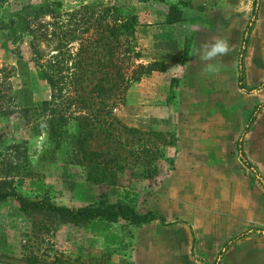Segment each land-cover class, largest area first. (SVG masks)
Wrapping results in <instances>:
<instances>
[{
  "label": "rangeland",
  "instance_id": "rangeland-1",
  "mask_svg": "<svg viewBox=\"0 0 264 264\" xmlns=\"http://www.w3.org/2000/svg\"><path fill=\"white\" fill-rule=\"evenodd\" d=\"M45 1L60 2L65 11L102 4L113 7L117 15L135 19L136 51L141 55L135 67L142 68L117 115L123 124L141 133L118 130L110 136L95 134L86 144L87 151L102 156L93 165L99 167L96 165L104 159L117 182L103 187L87 180L88 165L82 148L75 145L73 120L55 138L47 133L46 119L19 116L28 98L33 102L47 100L50 90L23 51L20 59L2 47L5 38L0 35V77L4 82L0 89L10 87L7 94L14 97L0 111V189L69 208L94 204L104 192L111 203L131 205L138 213L152 211L163 217L164 224L154 221L137 227L120 219L63 224L42 215H24L10 197L0 200V264H214L221 248L217 243L220 237L206 235L209 230L203 229L207 224L199 190L185 187L184 181L191 170L196 172L192 179L200 178L197 172L202 157L181 154L175 131H160L158 124L153 130L143 128L136 119H161L163 104L172 106H167L164 119H174V115L182 119L189 111L183 107L187 100L183 96L192 93L193 80L207 73L205 64L210 63L222 73V89L216 98L224 116L236 120L235 125L228 126L230 130L238 128V137L253 108L264 104V89L249 94L237 87L241 36L253 16L255 1V23L244 58L245 86L249 89L264 82V0H5L0 2V18L8 19L22 7H39ZM171 7L180 13L176 22H170L174 18ZM213 36L227 39L232 50L227 56L202 61L197 54L200 45ZM141 96L149 102L142 103ZM249 131L243 139L244 153L250 160V146L253 165L264 176V108ZM253 136L263 144L254 146L252 140L251 146ZM228 148L229 138L222 149L227 152ZM228 161L232 165L220 171L217 199L233 207L232 183H243L244 179L239 165L232 158ZM224 180L226 187L221 184ZM262 235V229L255 233L256 237ZM244 246L242 251H230L219 264H248Z\"/></svg>",
  "mask_w": 264,
  "mask_h": 264
},
{
  "label": "trees",
  "instance_id": "trees-1",
  "mask_svg": "<svg viewBox=\"0 0 264 264\" xmlns=\"http://www.w3.org/2000/svg\"><path fill=\"white\" fill-rule=\"evenodd\" d=\"M256 3L253 16L242 32L237 56V85L249 94L264 89V82L249 89L245 86L244 58L255 23ZM171 11L174 18L170 22L178 21L180 13L174 7ZM134 25L135 19L117 15L113 7L96 3L65 11L60 2L45 1L39 7H22L8 19L0 18V35L5 38L2 47L20 59L23 58V51L40 81L50 90L47 100L33 102L28 98V102L19 109V116L23 119H46L47 133L55 138L60 129L73 120L76 123L75 145L82 148V157L88 165L87 180L103 187L115 185L117 180L110 176L104 159L96 165L99 167L93 165L102 154L88 152L87 142L99 133L107 136L118 130L141 133L138 129L127 127L117 115L127 90L136 80L138 69L142 68L141 65L135 67L136 59L141 55L136 51ZM2 85L4 82L0 77V87ZM9 89H0V111L14 100L7 94ZM261 108L264 104L254 107L247 119L236 142V152L240 162L264 188V179L243 151V136ZM100 119H103L106 128L102 127ZM95 130L97 133H94ZM10 197L18 202L24 215H42L63 224L77 226L92 220L116 222L119 219L137 227L154 221L164 224L163 217L152 211L138 213L131 205L111 203L104 192L98 202L82 208L59 206L47 199L31 200L14 190L0 189V200ZM247 234L227 240L214 264H219L233 242Z\"/></svg>",
  "mask_w": 264,
  "mask_h": 264
},
{
  "label": "crops",
  "instance_id": "crops-1",
  "mask_svg": "<svg viewBox=\"0 0 264 264\" xmlns=\"http://www.w3.org/2000/svg\"><path fill=\"white\" fill-rule=\"evenodd\" d=\"M209 77L212 78L209 79ZM193 82L195 88L192 89V93H187L183 96L187 99L186 102H184L183 107H186L189 111L182 117V119H176L175 115L174 119H164L165 114L168 115V109H166L167 106H172L170 104H163L165 106V111H161V119H136V121L141 123L143 128L153 130L158 124L160 131H175L176 136L179 139L177 141L181 154L185 156L202 157L200 159L201 168L197 172L200 174V178L196 180L192 179L191 177L195 175L196 172L191 170V173H189V175L187 174L184 181L186 183L185 187L196 188L199 190V204L201 205L200 208L204 213L203 218L207 224L203 229L208 228L209 230V234L206 235L220 237L217 243L218 246H221L222 248L227 239L229 240L237 235L248 233L246 236L233 242L227 248L222 258L224 256L226 257L230 251H242L245 247L244 245H246L248 252L247 263L264 264V188L260 183L259 185L257 182L250 179V171L240 162L237 156L236 142L240 136L237 137L239 131L237 127L236 130H230V127L228 126L235 125L236 120L227 119L224 116L222 104H220L216 98L222 89L219 87L222 82V73L218 70L211 71L210 74H208V72L201 73L198 74V79L193 80ZM194 89L195 91H199V93L194 92ZM137 90L138 92L140 91L138 87ZM208 90H211L212 92ZM152 99H154L153 95L150 97V100ZM141 100L142 103L149 102L148 99H144L143 96H141ZM142 112L144 113L147 111L142 109ZM250 132L252 131L248 130L243 136V139L244 137L246 139V137L250 135ZM230 135L233 136L231 137ZM227 138H229V148L226 152L225 149L222 148ZM252 140L254 146L263 144V142L257 143L256 141L258 140L253 136L250 141L251 146ZM248 148L250 151V160L247 159L252 165H256L251 158L253 152L251 151L250 146ZM231 158L239 165L240 173L244 179V184L232 183L234 185L233 188H235V193L233 194L235 196V202L233 207H230L225 201L221 202L220 199H217V183L220 177V171L224 168L223 166L232 165L228 161ZM212 160L217 164L211 163ZM223 163L225 164L223 165ZM262 175L260 174L264 179V176ZM221 184L222 187H226L227 181L224 180ZM252 190L254 193L253 196H251ZM255 195L257 199H255ZM223 203H225V206H223ZM212 221H214V223H212ZM261 229L263 235L256 237L255 233L260 232Z\"/></svg>",
  "mask_w": 264,
  "mask_h": 264
},
{
  "label": "clouds",
  "instance_id": "clouds-1",
  "mask_svg": "<svg viewBox=\"0 0 264 264\" xmlns=\"http://www.w3.org/2000/svg\"><path fill=\"white\" fill-rule=\"evenodd\" d=\"M231 50V46L227 39L220 36H213L209 41L200 45L197 54L199 59L208 62L214 60L216 57L227 56ZM213 70L214 65L210 63L205 64L204 71L210 72Z\"/></svg>",
  "mask_w": 264,
  "mask_h": 264
}]
</instances>
